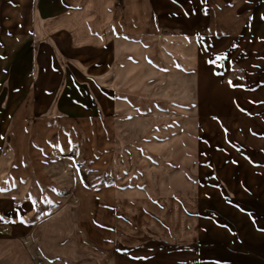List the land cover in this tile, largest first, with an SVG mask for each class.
<instances>
[{
	"label": "crops",
	"instance_id": "crops-1",
	"mask_svg": "<svg viewBox=\"0 0 264 264\" xmlns=\"http://www.w3.org/2000/svg\"><path fill=\"white\" fill-rule=\"evenodd\" d=\"M153 1L0 0V55L16 58L0 95V264H183L221 239L228 264H264V0H239L250 95L238 123L233 109L207 115L222 128L208 135L196 191H91L70 172L73 149L108 163L103 117L115 99L88 75L103 71L117 35L152 31Z\"/></svg>",
	"mask_w": 264,
	"mask_h": 264
},
{
	"label": "rangeland",
	"instance_id": "rangeland-1",
	"mask_svg": "<svg viewBox=\"0 0 264 264\" xmlns=\"http://www.w3.org/2000/svg\"><path fill=\"white\" fill-rule=\"evenodd\" d=\"M239 2L154 0L152 31L119 34L112 40L108 64L101 73L88 75L115 99L103 117L110 132L103 138L110 147L108 163L95 168L90 156L80 157L74 149L68 156L70 172L88 190L113 186L123 195L174 197L198 189V177L207 172L208 135L222 128L207 115L233 109L230 124L238 123V107L244 110L250 95L240 66L245 13ZM15 59L0 55V95L13 81L9 71ZM258 93L262 97L255 98L263 101L264 95ZM94 144L92 136L87 145L92 155ZM28 186L31 192L48 193L35 182ZM223 245L221 239L212 248L201 247L197 255L183 256V264H228L234 258Z\"/></svg>",
	"mask_w": 264,
	"mask_h": 264
},
{
	"label": "snow or ice",
	"instance_id": "snow-or-ice-1",
	"mask_svg": "<svg viewBox=\"0 0 264 264\" xmlns=\"http://www.w3.org/2000/svg\"><path fill=\"white\" fill-rule=\"evenodd\" d=\"M0 219H3L2 217H0Z\"/></svg>",
	"mask_w": 264,
	"mask_h": 264
}]
</instances>
